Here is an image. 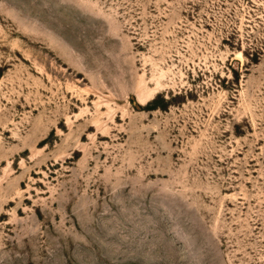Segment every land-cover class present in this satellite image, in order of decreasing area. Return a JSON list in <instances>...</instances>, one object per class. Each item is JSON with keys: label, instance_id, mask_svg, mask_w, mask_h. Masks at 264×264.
Returning a JSON list of instances; mask_svg holds the SVG:
<instances>
[{"label": "rangeland", "instance_id": "obj_1", "mask_svg": "<svg viewBox=\"0 0 264 264\" xmlns=\"http://www.w3.org/2000/svg\"><path fill=\"white\" fill-rule=\"evenodd\" d=\"M0 264H264V0H0Z\"/></svg>", "mask_w": 264, "mask_h": 264}]
</instances>
